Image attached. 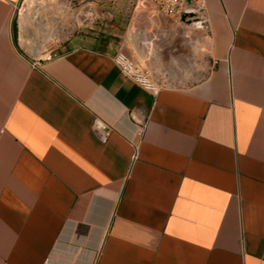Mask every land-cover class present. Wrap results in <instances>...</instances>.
Here are the masks:
<instances>
[{"label":"crops","instance_id":"0c3cea01","mask_svg":"<svg viewBox=\"0 0 264 264\" xmlns=\"http://www.w3.org/2000/svg\"><path fill=\"white\" fill-rule=\"evenodd\" d=\"M130 1L0 0V264H264V0H205L206 74L156 94L114 62Z\"/></svg>","mask_w":264,"mask_h":264},{"label":"rangeland","instance_id":"374dc122","mask_svg":"<svg viewBox=\"0 0 264 264\" xmlns=\"http://www.w3.org/2000/svg\"><path fill=\"white\" fill-rule=\"evenodd\" d=\"M95 1V6L99 5H105L106 3H112L114 0H82V2H77L73 4L72 0H47V6L50 7V15L51 20L53 21V30L55 27H58L60 25H65L68 31L71 32V29H73L75 19L76 18H91L89 7H86L83 11L80 12L79 7L85 5L88 2ZM63 6L65 8L64 12H58L56 7L57 6ZM135 6H136V0H132L127 3L126 10L121 11L124 18V23H127L126 32L127 35L129 25L131 24L132 18L135 13ZM122 7V6H120ZM103 10H106L105 8ZM107 11V10H106ZM101 15V12L98 10L95 12V18L97 17V14ZM100 20H103L102 17H100ZM172 22L171 20H169ZM57 24V25H56ZM107 29V28H106ZM97 31V30H96ZM120 33H122L123 29L120 28ZM179 31V30H178ZM101 32V31H100ZM176 34L174 37V40L172 41L170 35L168 36V39H164V41L161 43V55L160 60H156L155 58H152L151 60L144 61L137 55V52L134 50V48L128 44L125 45L123 51L127 52L129 56L137 62L143 69H146L148 71H151L153 76L156 78H159L162 82H159L162 85H167L169 82L173 81L176 85L178 84H184L187 82H194L196 80L201 79L207 72L210 62L209 59H207L204 54L206 51V47L201 42V34L203 31H184L182 32H175ZM104 34H107L105 32ZM163 34H167V32H164ZM170 34V33H169ZM32 35V31L28 30L26 31L25 37H30ZM162 35V34H161ZM163 36V35H162ZM191 37H195L196 46L193 47L190 44ZM122 42L124 41V38H119ZM55 46V43L47 42L45 43V47L49 49L50 47ZM157 68H161L163 70L167 71H173L174 78L171 79L170 75L168 74H161L157 72ZM150 72V73H151ZM151 74V75H152ZM172 75V77H173ZM170 76V77H169ZM153 77V78H154Z\"/></svg>","mask_w":264,"mask_h":264},{"label":"built area","instance_id":"2783aa9c","mask_svg":"<svg viewBox=\"0 0 264 264\" xmlns=\"http://www.w3.org/2000/svg\"><path fill=\"white\" fill-rule=\"evenodd\" d=\"M72 2L75 4L82 0H72ZM137 9L141 14L154 18L157 24L161 23V18L171 20L182 33L209 29L205 0H136L135 11ZM42 58L51 60L52 51L46 52ZM114 62L127 78L143 89L156 94L164 87L153 78L150 71L143 69L126 53L119 51L114 57ZM92 127L101 140H107L110 126L103 118L95 117Z\"/></svg>","mask_w":264,"mask_h":264},{"label":"bare ground","instance_id":"6f19581e","mask_svg":"<svg viewBox=\"0 0 264 264\" xmlns=\"http://www.w3.org/2000/svg\"><path fill=\"white\" fill-rule=\"evenodd\" d=\"M157 27L158 24L154 18L141 14L139 9L135 11L130 24L127 43L134 48L144 63L152 58L157 61L160 60L161 43L165 38ZM190 40L191 46L195 47V37H191ZM37 42L35 43V51L38 52L41 49V44Z\"/></svg>","mask_w":264,"mask_h":264}]
</instances>
